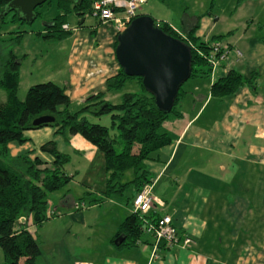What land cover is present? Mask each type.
Returning <instances> with one entry per match:
<instances>
[{
    "label": "crops",
    "instance_id": "crops-1",
    "mask_svg": "<svg viewBox=\"0 0 264 264\" xmlns=\"http://www.w3.org/2000/svg\"><path fill=\"white\" fill-rule=\"evenodd\" d=\"M149 1L140 5L139 15L148 14L184 33L194 31L203 41L211 37L210 28L200 30L195 19L180 28L155 18L148 12L152 4L142 7ZM77 17L78 21L69 27L70 34L57 41L64 43L53 45L60 62L45 78L64 87L74 111L90 95L103 93L104 99L111 102V98L122 94L106 87V79L119 69L114 24L95 21L94 25H85V17L81 24ZM32 34L28 31L24 36ZM225 39L242 53L240 57L230 53L227 70L236 69L246 77L257 72L256 91L243 87L235 94L217 98L210 94L213 81L209 77L188 78L182 88L185 94L175 107L180 115H170L162 123L172 142L163 146L154 159L145 160L152 192L164 203L153 209L152 215H169L180 237L188 235L192 243L187 247L159 243L154 252L153 237L141 232L133 244L118 247L115 235L131 214L133 189H125L122 195L102 196L106 180L104 154L79 134H56V128L44 126L25 131L27 140L23 143H8L10 156L34 152L50 161L39 147L54 140L57 149L70 157L65 165L66 173L74 175L67 184L69 188L47 195L49 218L36 229L41 243L40 263L264 264V45L254 41L247 44L245 31L231 32ZM39 51L36 45L21 52L13 50L21 59L19 99L35 84L30 82L28 71L21 85L24 62L37 61ZM44 51L46 54L50 50L41 53ZM222 74L225 71L219 72V76ZM128 81L134 87L123 92H141L137 81ZM3 100L5 92L0 98ZM96 197L100 200L90 201ZM83 200L89 205L76 207ZM109 220L105 231L101 225ZM28 229L35 230L33 225Z\"/></svg>",
    "mask_w": 264,
    "mask_h": 264
},
{
    "label": "trees",
    "instance_id": "trees-1",
    "mask_svg": "<svg viewBox=\"0 0 264 264\" xmlns=\"http://www.w3.org/2000/svg\"><path fill=\"white\" fill-rule=\"evenodd\" d=\"M9 1L0 0V12ZM93 1L82 0L75 4L73 0H55L58 12L45 23L43 31H36L35 34L46 42L62 40L70 34L62 28L66 24L67 15L77 13L81 19L91 8ZM241 1L237 0L236 4ZM46 3L51 2L47 0L35 8L34 20L43 16L38 8ZM8 22L32 23L21 20L16 10L3 13L0 28L3 23ZM154 24L163 32L188 45L190 42L204 51L213 40L225 39V36L233 32L212 35L209 40L203 41L193 34L194 31L182 32L183 37L174 32L167 22L154 20ZM26 31L9 32L12 35L8 38H1L0 33V87L5 92V100L0 101V248L5 262L0 264H44L37 261L41 248L36 229L49 218L47 195L60 190L74 177L65 171L69 155L60 152L54 140L39 147V151L48 155L50 161L34 152L10 156L9 142L23 143L27 140L25 131L44 126L56 128V134H79L104 154L106 180L102 196L122 195L127 188H132L135 195L144 183L151 182L145 160L154 159V155L163 146L172 142L162 123L170 115H180L175 107L185 94L182 84L169 112H163L156 107L153 95L143 87L142 78L126 75L119 66L118 72L106 79L107 89L121 91L126 81L133 79L139 83L141 92H122L117 103L105 100L103 93H96L88 96L79 109L71 110L64 87L52 81L29 86L24 99L20 100L17 91L21 59L16 57L13 50L20 44ZM261 39L264 43V37ZM116 45L117 41L115 47ZM190 52L189 78L208 77L209 69L205 59L192 47ZM257 78V72L246 77L236 69H229L212 82L210 94L223 98L235 94L243 87L255 92ZM42 115H50L54 120L47 124L33 125V120ZM102 115H108V126L90 118ZM127 173L131 174L128 180L125 179ZM99 200L100 197H96L90 201ZM32 225L35 228L33 231L28 229ZM141 226V219L135 214H129L115 235V238H124L122 242L116 243L117 246L133 244L141 233Z\"/></svg>",
    "mask_w": 264,
    "mask_h": 264
},
{
    "label": "rangeland",
    "instance_id": "rangeland-1",
    "mask_svg": "<svg viewBox=\"0 0 264 264\" xmlns=\"http://www.w3.org/2000/svg\"><path fill=\"white\" fill-rule=\"evenodd\" d=\"M51 3H46L43 6L39 7L38 10L44 11L45 14L43 17L36 18L31 24L28 23H16L10 24L3 23L0 28V33L4 38H8L12 34L9 32L27 30L33 32L32 36L25 37L24 33L19 45L15 47V50L21 52L24 48H31V45H36L37 49H40L37 61L30 63L28 61L24 62V70L22 76L21 85H24V73L28 71L31 72L28 74L30 76V82L39 83L47 81L46 75L51 70H55L58 67L60 58L57 55L53 45L64 43V41H50L46 42L41 36L35 38V32L43 29L44 25L48 20L57 13L55 6V0H49ZM146 1V0H145ZM150 0L146 5H143V8H147L150 4L153 5V8H149L150 14L155 18L162 20L170 21L180 28L187 25V22L192 21L193 19L199 23V29L204 30V32L210 28L209 35H226L228 32L233 31L235 34L244 33L245 31V42L248 44L251 41L263 43L261 38L264 37V0H242L238 5L237 0H157L155 3ZM90 10V9H89ZM88 10V11H89ZM48 11V13H46ZM88 11L85 13V25H94L96 19L89 16ZM140 11V8H139ZM67 26L73 27L74 24L78 21V17L75 13H70L67 15ZM115 26V29L118 30L116 23L112 22ZM117 27V28H116ZM226 38L230 37V34L225 36ZM34 41V42H33ZM66 43V42H65ZM188 45V44H187ZM264 45V43H263ZM189 46V45H188ZM42 50H50L45 54V51L41 53ZM45 54L44 56H42ZM41 57V59L39 58ZM56 77V73L52 72ZM132 81H126L123 91L132 90L133 85ZM182 88H185V83L182 85ZM121 93V92H117ZM4 94V90L0 87V98ZM24 95L20 98L24 99ZM111 102H119L120 97H113L110 99ZM92 121L100 123L102 125H109L108 115H102L100 117H90ZM71 172V171H70ZM131 177L130 173H127L125 179ZM69 185L64 186L61 189H67ZM129 195L130 190L126 192ZM79 202V201H78ZM82 202V201H80ZM84 203L87 204L83 200ZM89 203V202H88ZM108 220V219H104ZM110 226V220L105 224L101 225L102 229L107 231ZM41 244V243H40ZM45 255H47V245L44 244ZM38 257L37 261L40 262ZM5 262V257L2 249L0 248V263Z\"/></svg>",
    "mask_w": 264,
    "mask_h": 264
},
{
    "label": "water",
    "instance_id": "water-1",
    "mask_svg": "<svg viewBox=\"0 0 264 264\" xmlns=\"http://www.w3.org/2000/svg\"><path fill=\"white\" fill-rule=\"evenodd\" d=\"M47 0H10L3 13L16 10L21 20L32 22L35 8ZM75 4L82 0H73ZM76 15H78L76 13ZM80 24L84 17L80 19ZM115 58L128 76L142 78L143 87L154 97L156 107L169 112L180 85L190 76V47L182 40L163 32L148 14H140L116 36ZM54 120L42 115L33 120V125L47 124ZM123 241L118 236L114 242Z\"/></svg>",
    "mask_w": 264,
    "mask_h": 264
},
{
    "label": "built area",
    "instance_id": "built-area-1",
    "mask_svg": "<svg viewBox=\"0 0 264 264\" xmlns=\"http://www.w3.org/2000/svg\"><path fill=\"white\" fill-rule=\"evenodd\" d=\"M144 2L145 0H94L88 14L99 23L115 22L118 27H116L118 29L117 32H120L133 18L139 15L140 5ZM62 28L69 30L67 24H63ZM171 28L174 32L184 37L181 31L172 26ZM189 47H192L195 52L205 59L209 69L208 77L211 81L217 79L220 71H225L226 73V64L231 52L236 57L242 55L239 49L234 48L225 39L213 40L208 44L206 51L195 47L190 42ZM152 186V181L144 183L134 195L131 203V213L137 215L142 221L141 232L148 233L153 237L154 252L157 250L159 243L169 247H187L192 243V239L188 235L180 237L169 215H152L153 209L157 206L162 207L164 204L163 201L153 194ZM76 207L84 209L87 206L84 202H78ZM154 256L156 255L154 254Z\"/></svg>",
    "mask_w": 264,
    "mask_h": 264
}]
</instances>
